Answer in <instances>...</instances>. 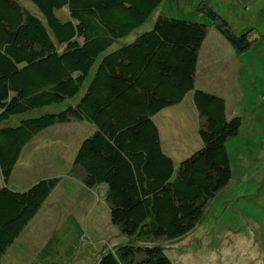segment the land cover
I'll list each match as a JSON object with an SVG mask.
<instances>
[{"label":"trees","instance_id":"1","mask_svg":"<svg viewBox=\"0 0 264 264\" xmlns=\"http://www.w3.org/2000/svg\"><path fill=\"white\" fill-rule=\"evenodd\" d=\"M28 1L38 13L0 0V261L60 181L9 185L23 148L55 124L85 121L94 130L71 170L88 190L103 188L110 222L127 240L79 264H175L159 242L192 232L230 181L225 141L241 124L227 117L223 96L195 82L207 25L164 14L151 22L163 0ZM200 8L235 50L249 47L248 31L236 33L209 5ZM189 92L201 146L175 167L155 116ZM86 236L69 214L31 264H69L80 244L93 248Z\"/></svg>","mask_w":264,"mask_h":264},{"label":"rangeland","instance_id":"2","mask_svg":"<svg viewBox=\"0 0 264 264\" xmlns=\"http://www.w3.org/2000/svg\"><path fill=\"white\" fill-rule=\"evenodd\" d=\"M19 1L37 12L28 0ZM202 5L223 16L234 32L248 31L249 47L235 50L217 32ZM56 14L64 18L62 9ZM159 14L207 25L196 69L201 78L196 77L195 82L225 98L228 118L237 115L241 119L237 134L225 141L230 181L213 197L192 232L179 240L161 239L159 243L175 264H264V0H163L151 22ZM150 26L147 22L135 32ZM133 38L131 34L117 39L112 48ZM198 120L191 93L181 105L165 108L155 116L163 150L175 160V167L201 146ZM93 130L85 121L58 123L25 145L9 185L23 189L46 176H58L60 181L0 264H31L69 214L80 222L93 246L90 249L87 243L80 244L69 264H79V257L90 262L105 244L113 246L127 240L110 222L103 188L88 190L71 170L79 143Z\"/></svg>","mask_w":264,"mask_h":264},{"label":"crops","instance_id":"3","mask_svg":"<svg viewBox=\"0 0 264 264\" xmlns=\"http://www.w3.org/2000/svg\"><path fill=\"white\" fill-rule=\"evenodd\" d=\"M196 77H197V78H198V77L201 78L199 75H196ZM197 78H196V79H197ZM196 84H197V82H196ZM198 86H200V85H198ZM200 87H201V86H200ZM189 93H190V92H189ZM189 93H187V94H189ZM187 94H186V95H187ZM191 96H192V95H191ZM185 97H186V96H185ZM185 97H184V99H185ZM184 99H183V100H184ZM183 100H182V101H183ZM182 101H181L180 103H178V105L176 104V106L181 105V104H182ZM172 108H173V106H171L169 109H168V107H167L166 109H167V110H172ZM194 109H195V112L198 113L197 110H196V108H195V106H194ZM161 111H164V109L161 110ZM161 111H160V112H161ZM160 112H159L158 114H160ZM172 112H174V111H169L168 114H170V113H172ZM193 113H194V111H193ZM158 114H157V116H158ZM198 117H199V115H198ZM198 124H199V120H198ZM158 129H159V128H158ZM40 133H41V132H40ZM40 133H39V134H40ZM159 133H160V132H159ZM160 139H161V137H160ZM161 144H162V142H161ZM27 145H28V144H27ZM162 148H163V147H162ZM164 151H165V150H164ZM165 152H166V151H165ZM166 153H167V152H166ZM167 154H168V153H167ZM173 160H174V159H173ZM174 161H175V160H174ZM0 182H1V179H0Z\"/></svg>","mask_w":264,"mask_h":264}]
</instances>
